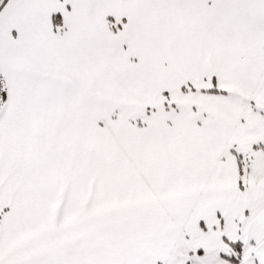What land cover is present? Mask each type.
<instances>
[{
	"label": "snow or ice",
	"instance_id": "obj_1",
	"mask_svg": "<svg viewBox=\"0 0 264 264\" xmlns=\"http://www.w3.org/2000/svg\"><path fill=\"white\" fill-rule=\"evenodd\" d=\"M0 264H264V0H0Z\"/></svg>",
	"mask_w": 264,
	"mask_h": 264
}]
</instances>
